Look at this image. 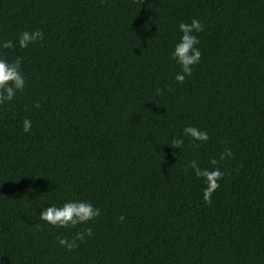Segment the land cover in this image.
I'll list each match as a JSON object with an SVG mask.
<instances>
[{
  "label": "trees",
  "instance_id": "1",
  "mask_svg": "<svg viewBox=\"0 0 264 264\" xmlns=\"http://www.w3.org/2000/svg\"><path fill=\"white\" fill-rule=\"evenodd\" d=\"M192 18L200 62L177 83L169 53ZM4 40L25 86L0 103V264H264V0H0ZM188 125L208 139L169 145ZM193 159L224 173L208 203ZM65 200L100 214L39 220Z\"/></svg>",
  "mask_w": 264,
  "mask_h": 264
},
{
  "label": "clouds",
  "instance_id": "2",
  "mask_svg": "<svg viewBox=\"0 0 264 264\" xmlns=\"http://www.w3.org/2000/svg\"><path fill=\"white\" fill-rule=\"evenodd\" d=\"M204 25L197 19L192 18L190 23L179 22L177 30L179 32L178 39L172 46L169 53L170 58L179 66V71L175 73L174 80L177 83H183L186 77L190 76L193 71V65L200 62L201 52L197 47L199 37L196 33L202 32ZM43 39V33L39 29L31 31H22L16 40L19 48H26L30 43ZM11 40L0 41V48H13ZM21 57L13 60L0 57V103L11 101L15 94L22 90L25 86V79L20 70ZM159 91V90H158ZM34 107L38 108L39 103L34 102ZM32 121L25 118L22 121V131L25 133L31 129ZM184 137H188L191 141H206L208 133L194 125L184 126L180 130L178 137L171 138L169 145L180 148L184 144ZM225 156L231 157L232 152L225 149L220 154V160ZM209 164L216 166L218 161L211 158ZM188 167L192 169L197 179H200L205 187L202 190V199L210 202L212 192L219 187L218 181L223 177L224 173L219 167L201 168L195 159L190 160ZM100 214V209L95 207L90 201L86 200H65L60 205L55 203L42 207L38 213L39 220L46 222L48 225L69 228L86 221H93ZM123 220V216L119 217ZM92 235V228L86 227L83 231L75 232L74 236L69 239L67 237H57V242L66 250H72L77 247V241H83L85 237Z\"/></svg>",
  "mask_w": 264,
  "mask_h": 264
}]
</instances>
